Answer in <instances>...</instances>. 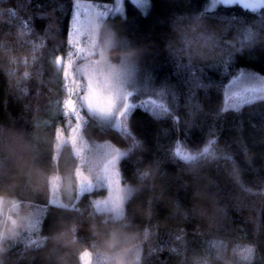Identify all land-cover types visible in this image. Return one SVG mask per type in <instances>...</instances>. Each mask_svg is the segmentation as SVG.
<instances>
[{"label": "trees", "instance_id": "obj_1", "mask_svg": "<svg viewBox=\"0 0 264 264\" xmlns=\"http://www.w3.org/2000/svg\"><path fill=\"white\" fill-rule=\"evenodd\" d=\"M76 1L0 0V124L28 133L37 130L45 141L44 160L49 157L55 169L49 176L54 172L63 175L62 168L74 174L78 166L70 145H65L60 152L56 148L55 130L63 126V116L57 113L51 117L53 109H59L66 98L63 75L56 70L53 61L56 56H66L69 52L68 33ZM209 1L149 0L147 10L143 11L130 0H124L120 11L106 19L127 37L126 44L144 47L146 52L132 66L137 92L122 124L110 128L88 117L84 125L92 157L94 145L114 152L98 166L99 171L109 164L116 150L121 152L124 147L125 156L119 165L122 181L134 180L136 169L157 161L162 171L174 176L181 162L172 158L171 149L181 145L183 151L191 153L215 140L227 151L224 159L232 157L244 186L255 193L234 189L223 168L214 165L210 174L216 180L220 202L228 205L226 220L218 231L209 232L194 217L170 218V210L157 203L156 218H152L147 209L143 220L137 218L149 233V239L142 246V264H177L178 253L180 259L185 258V264H193L196 258L212 249L215 241L226 245L255 243L258 248L254 264H264V196L259 195L264 192V100L254 101L239 110L223 111L233 102L232 97L226 96V88L239 72L250 70L264 76V44L243 47L252 41L247 38L251 31L246 32L239 37V52L201 67L172 57L165 47L171 38V24L179 15L203 13L211 24L226 25L227 36L231 38L242 27L264 21V7L251 11L232 4L209 9ZM50 29H55L58 35L55 40ZM9 72L16 77L28 72L29 77L17 83L7 75ZM152 100L165 105L168 111L153 108L149 103ZM245 151L253 155L250 163L244 158ZM106 194L107 190L101 185L84 194L72 207L63 208L80 211L82 199L94 203L104 199ZM167 194L182 207L191 206L192 188L183 186L181 181H171ZM146 196L145 192L137 199L143 203ZM53 197L49 189L47 200ZM59 208L46 201L36 202L33 208L38 221L35 233H29L24 239L42 244L41 234L49 232L64 216Z\"/></svg>", "mask_w": 264, "mask_h": 264}, {"label": "clouds", "instance_id": "obj_2", "mask_svg": "<svg viewBox=\"0 0 264 264\" xmlns=\"http://www.w3.org/2000/svg\"><path fill=\"white\" fill-rule=\"evenodd\" d=\"M99 26V31L94 29ZM56 26L55 29H57ZM84 39L95 36L98 50L88 63L99 59L101 52L106 57L97 69L115 70L120 73L119 84L123 88V76L134 62L141 58L146 49L126 44L127 37L107 22L104 15H94L85 23ZM50 29L55 40L58 35ZM229 28L221 23L213 25L203 13H185L177 16L171 24V38L166 44L167 52L178 60L185 61L194 67L214 64L232 56L241 49L239 37L251 31L253 38L251 47L264 44V21L246 25L231 38L227 36ZM111 39V44L107 41ZM33 60H36L33 55ZM11 57H8V60ZM85 61H77L74 71L81 72ZM7 75L18 83L28 79L29 73L16 77L14 73ZM45 141L33 129L30 133L15 127L0 124V264H80V253L88 250L92 256V264H142L141 252L149 233L137 218L144 219L146 209L151 217L156 218L155 205L162 203L170 210V218L181 220L194 217L207 227L209 232L218 231L222 221L229 215L228 205L220 202L216 190V180L210 174L214 165L223 168L231 178L234 189L240 184L234 176L235 164L224 159L227 153L224 146L217 141L206 156L198 155L209 146V141L199 150L191 152L198 156L193 161L181 162L175 175L162 171L160 162L144 164L136 169L134 180L121 181L124 191L122 213L99 212L92 201L81 200L80 211L63 210L64 216L58 219L52 229L41 234L42 244L36 245L25 240L29 233H35L34 205L46 201L48 197L46 177L55 169L48 157L44 160ZM124 154L125 148L121 147ZM212 153L215 155L213 156ZM245 160L249 163L253 155L245 151ZM238 169V168H237ZM65 182L74 181L71 172L61 169ZM98 166L91 168L95 180ZM179 180L185 187L192 188V203L188 208L167 194L171 181ZM75 187V184H72ZM147 193L143 203L137 198ZM159 197V199L157 198ZM240 248L251 249V258L242 257ZM258 245L244 243L240 245L224 244L219 249L212 248L194 260L193 264H248L255 259ZM177 264H185V258L177 254ZM15 257V258H14Z\"/></svg>", "mask_w": 264, "mask_h": 264}, {"label": "snow or ice", "instance_id": "obj_3", "mask_svg": "<svg viewBox=\"0 0 264 264\" xmlns=\"http://www.w3.org/2000/svg\"><path fill=\"white\" fill-rule=\"evenodd\" d=\"M222 3H229L230 0H220ZM248 7L255 8L257 6V0H245ZM260 5H264V0H259ZM119 11V8H117ZM96 15H105L103 12H97ZM91 16H86L81 19L80 13L75 12L72 20V29L68 33L67 43L75 49L68 60L65 62L61 56L55 57V64L57 67L62 68L63 75V88L66 93V98L62 102V114L65 120L69 121L70 135L65 137L62 128H56L55 139L57 141L56 147L60 149L63 145H70L73 155L78 159H83L85 148L79 147L78 142L81 140V130L84 122V116L82 115L83 110L86 108L89 113L99 114V115H112L115 114L118 124H122L129 109L133 107L130 103L129 97L131 93L126 92L122 89L119 84L120 73L115 70L105 71L103 68L97 69L95 65L101 64L104 60L103 52H101L99 59L91 60L88 63V58L95 55L96 47V37L90 36L88 45L84 44V25L90 19ZM249 40L252 39V34L249 32ZM107 44H111V39L107 41ZM75 57V59H73ZM85 61L81 65V72L78 74L74 71L77 61ZM27 75V72H25ZM252 100H264V88H257L248 90L247 94H235L232 97V103L226 105L223 109L224 112L231 108L233 110H239V108L245 104L250 103ZM149 103L153 108H159L162 112H167L168 109L163 104H158L156 101L152 100ZM75 121V126H72L71 121ZM215 140L209 141V146L203 149V153L198 155L206 156L210 153V148L215 144ZM122 153L116 150L115 156L105 166V174L102 177L106 180L109 191L112 195L105 201V204L111 203L113 206V211L117 215L122 213V205L124 200V191L121 187L120 181L117 179L118 172L114 170L112 166L116 164V161ZM175 155L184 161H193L198 158L190 152L183 151L179 146L175 148ZM214 156L215 154L212 153ZM226 160L231 161L232 157L227 156ZM75 174L80 187L81 193L92 187L93 182L91 179L85 175L83 169L77 166L75 169ZM234 176L240 184L242 191L248 194L252 193L251 188L245 187L244 183L240 180L239 169L234 167ZM47 190L51 189L53 193L60 190L61 184L64 183V176L55 173L51 176L46 177ZM264 185V182H262ZM259 195L264 196V192L259 193ZM2 203V200H0ZM49 204L53 206H58L60 208L65 207L64 203L58 204L57 199L54 197L48 201ZM97 211H102L100 204L96 205ZM37 223L33 224L35 229ZM225 243L222 241L213 242L211 248L219 249ZM240 255L242 257L251 258L253 252L251 249L240 248ZM81 264H92V256L88 250H84L80 253ZM248 264H254V260H248Z\"/></svg>", "mask_w": 264, "mask_h": 264}, {"label": "rangeland", "instance_id": "obj_4", "mask_svg": "<svg viewBox=\"0 0 264 264\" xmlns=\"http://www.w3.org/2000/svg\"><path fill=\"white\" fill-rule=\"evenodd\" d=\"M123 1L124 0H113L112 3L101 4V3H95V2H90V1L77 0L75 3L74 13L79 12L81 19H83L86 16H94L97 12H103L105 13L104 17L107 19L108 17L113 16L120 11V6ZM130 1L134 5L142 9L143 11H146L147 7L149 6V0H130ZM232 4L242 5L244 8L249 9L251 11H258L261 7H264V5L259 4V0H257V6L255 8L248 7L245 3V0H230V2L227 4L220 2V0H210L208 8L215 9L221 5H232ZM117 8H119V11H117ZM72 20H73V17H72ZM72 20H71L70 30L72 29ZM94 29L96 31H99V26L94 25ZM88 42H89V38L87 40L84 39L85 46L88 45ZM97 50H98V43H96V47H95V51ZM74 51L75 49L70 46L69 52L66 56H61V55H58V56H61L63 60L66 62L69 56L72 53H74ZM73 59H75V57H73ZM104 59H106L105 56H104ZM53 64L56 70L60 72V74H62V68L56 66L55 59L53 61ZM123 88L126 92L131 93L129 100H130V103L133 104L135 101L134 95L137 92V88H136L135 76H134L132 67L126 70L123 76ZM257 88H264V76L256 72L250 71V70H246V71L243 70L239 72L228 84L226 88V96L230 98V97H233L235 94H247L248 90L257 89ZM254 101H257V100H252V102ZM247 104L249 103H245L241 107ZM57 113L63 116L62 105L59 107V109L57 107L53 109L51 117L57 115ZM82 115L84 116V122L82 125L81 134H80L81 140L78 142V146L85 148V152H84L82 161L78 159L77 160H78V166H80L83 169V172L85 173V175H87L91 179V181L93 182V185L91 188L81 193L75 173L72 174V177H74V181L69 180L65 182L64 180V183L61 184L60 190L54 193V197L57 199L58 204L64 203L65 207H72L74 203L76 204L83 197L84 194L91 193L97 190L99 186L103 185V183H106V180L102 178L104 176L105 167H102L100 171H98V175L102 177H97L95 180L92 177L91 168L94 166L102 165L103 161H105L108 157L114 154L113 150L111 149L106 150L100 145H94V148H93L94 155L92 157L90 143L88 139H86L83 129H84V125L86 124L88 117L99 121L103 126L110 127V128H117L119 124H118L115 114L102 116L99 114L89 113L88 110L85 108L82 112ZM63 117L61 119L63 126L62 127L60 126V128L63 129L64 136L67 137L70 135L69 121L65 120V117L64 118ZM71 123H72V126H75L74 120H72ZM65 145H68V144H65ZM65 145H63L60 149H57L58 152H60ZM177 146L181 148V145H176L173 149L170 150V154L174 160L180 162L177 159V157L174 155L175 148ZM73 183L75 184L74 188L72 187ZM0 206H2V203H0ZM100 212H106V211L103 209Z\"/></svg>", "mask_w": 264, "mask_h": 264}, {"label": "water", "instance_id": "obj_5", "mask_svg": "<svg viewBox=\"0 0 264 264\" xmlns=\"http://www.w3.org/2000/svg\"><path fill=\"white\" fill-rule=\"evenodd\" d=\"M172 147H174V145ZM124 156H125V153L122 154L119 157V159L116 161V164L114 166H112L114 168V170H116L118 172V174H119L118 177H117V179L120 181V183L122 181V176H121V172H120V169H119V165H120L121 160L124 158ZM104 174H105V169H104ZM102 187L107 190L106 196L104 197V199L98 200V201L94 202L93 204H94V206L96 208L97 203H99L102 209L107 210L108 208L113 207L111 203L105 204V201L108 200V198L112 195V193L109 191V187H108L107 182L106 183H103Z\"/></svg>", "mask_w": 264, "mask_h": 264}, {"label": "flooded vegetation", "instance_id": "obj_6", "mask_svg": "<svg viewBox=\"0 0 264 264\" xmlns=\"http://www.w3.org/2000/svg\"><path fill=\"white\" fill-rule=\"evenodd\" d=\"M111 209H113V207L108 208L107 210H105L106 212H113Z\"/></svg>", "mask_w": 264, "mask_h": 264}]
</instances>
